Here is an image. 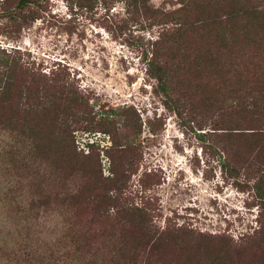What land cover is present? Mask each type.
Segmentation results:
<instances>
[{
	"label": "rangeland",
	"instance_id": "374dc122",
	"mask_svg": "<svg viewBox=\"0 0 264 264\" xmlns=\"http://www.w3.org/2000/svg\"><path fill=\"white\" fill-rule=\"evenodd\" d=\"M73 1L47 0L46 11L16 38L0 34V49L38 77L17 70L21 96L6 102L4 112L0 107L8 127L0 124V264L129 263L112 252L113 234L126 250L143 237L135 259L141 264H264V237L254 233L264 207L251 189L257 178L264 182V155L249 133L264 131L258 100L264 97V0L247 1L260 20L248 19L245 33L229 35L231 56L216 52L220 63H238V71L220 65L199 88L189 71L209 48L207 36L187 29L179 38L164 36L172 50L160 62L173 70L176 113L154 93L145 51L161 29L153 16L179 0H149V13L139 16L127 13L122 0H92L89 8ZM64 95L77 98L75 115L59 113L55 122L41 116L49 105L63 112ZM148 120L157 133H149ZM56 127L67 130L77 155L62 154L59 138L50 135ZM123 136L134 138L132 151L112 145ZM123 159L136 161L131 172L124 168V196L150 211L148 221L130 209L118 219L93 209L92 193L112 191L111 168L120 172ZM74 238L91 240L77 253Z\"/></svg>",
	"mask_w": 264,
	"mask_h": 264
},
{
	"label": "trees",
	"instance_id": "16d2710c",
	"mask_svg": "<svg viewBox=\"0 0 264 264\" xmlns=\"http://www.w3.org/2000/svg\"><path fill=\"white\" fill-rule=\"evenodd\" d=\"M64 1L68 2L71 0ZM91 1L92 0H74L73 3L79 8H89ZM148 1L149 0H122L123 8L126 12H133L135 13L134 15L138 16L149 13L150 8L147 5ZM247 1L248 0H179V6L177 8L161 13L160 16H157L158 18L153 16L152 20H155L154 24L161 25V29L157 38L151 43L150 50L145 51V56L149 54V57H146L147 72L155 80V86L153 89L154 93L161 98L163 105L170 111L176 113L177 109L175 104L178 98L173 97L172 89L170 88V82L173 78L170 72L173 70L166 69L160 62L161 58L166 56L168 51L170 52V50H172V47L164 43V36L175 33V35H178L177 37L179 38L185 29L193 31L194 33L203 32L207 36V44L209 45V48L207 46L203 48L202 55H198L195 59L196 63L194 69L189 71L190 74H193L192 78L198 82L195 87L199 88L200 86L206 85L213 80L212 78L215 76L214 74L217 72L220 65L223 66L225 64L234 68L233 70L238 71V63L229 61L220 63L219 55H223L224 57L231 56L232 47L229 35L231 36V34H234L237 29H240L243 33H245L248 19L254 21L260 20L259 11H256L254 6L249 7L247 5ZM46 3L47 0H0V20H2L0 21V34L9 39L16 38L21 30L31 25L33 21L39 18L41 14L46 11ZM194 11L197 13L193 15L192 18L189 19L185 16L187 13L193 14ZM213 41H218L219 44L217 45V43H214ZM211 42L213 43L210 46L209 43ZM16 50L17 49H13L14 52H17ZM218 50L220 51V54L216 56V52ZM175 51H178V49ZM17 70L20 71V76L27 75L32 81L38 80V77L32 74L31 69L21 65L18 57L14 58L12 55L10 58V51H5L4 48H1L0 107L2 112H4L3 107L6 102H9L10 104L12 99L21 96L22 91L19 89V83L13 76ZM262 78L264 80V76ZM24 96L27 101L28 97L26 95ZM76 99L77 98L70 95H64L62 97V102L64 103L65 108L63 112L58 111L57 108L59 105H55V107L52 105L50 107L49 105L46 108H43L44 110L42 109L40 111L42 113L41 116L47 115L50 121L55 122L59 113L62 115L63 113L75 115L74 113L78 112V100ZM258 100L261 104L264 103V97H259ZM45 109L47 110L45 111ZM262 109L264 110V107H262ZM31 112H35V114H37L35 109ZM257 114H261V112H258ZM20 117H22V114ZM105 118L108 120V114L105 115ZM22 119H24V117L21 118V123L25 121ZM16 120L17 119H14V121ZM154 121L155 120H148L146 124V127L151 134L157 133V123ZM6 122V119L0 118V124H2L5 128H8L4 125ZM11 123H13V121ZM7 126H9V124ZM38 129H41V127ZM249 133L251 137L255 139L253 142L256 148L261 151L260 154L264 155V131L252 130V132ZM50 135L51 139L53 137L59 138L61 152L65 157L69 158L70 154L73 156L77 155L73 140L71 136L67 135V130L64 127H56V129L50 130ZM133 139L134 138L130 139L127 136H123V140L121 142L117 141V139L111 140L112 145L119 149L117 150L118 152L126 153V151L133 150ZM120 160L119 162L122 166V170L120 172H116L113 167L111 168L112 177L110 180L114 183L112 191H95L92 193L93 195L90 200H94L93 203H95V206H93V209L98 207L102 208V213H104L106 217L112 219H118L122 211L130 209L131 211L134 210L139 213L141 212L142 219L146 218V221H148L151 216L150 211L146 212L143 210L144 207L135 206L133 205V202H127L123 193V189L126 187L124 168H127L126 172H131L134 168L132 165H135L136 161L135 159L134 161L133 159H123V161ZM221 166L224 168V165ZM145 184L149 183L145 181ZM263 184V178L259 177L253 181L251 185L253 195L260 208L264 207ZM97 189H99V187H97ZM143 202L145 204L148 203L147 200ZM85 210H88V208L86 207ZM142 228L144 231L143 236H145L148 232H146L147 227L144 223ZM254 233L258 236L261 235V238L262 236L264 237V220L263 225H259ZM90 240L91 239H88V243L86 244H80L79 240L74 238V240H72V243L75 245L73 249H75V252L77 253L82 252V248L84 246H89ZM140 240L138 243L136 242V245L132 246L131 249L126 250V247L123 245L122 237L120 235L116 236L113 234L110 239L112 252L118 255L119 258L128 260L129 263L127 264H141L135 260L136 257L143 252L141 250L142 244ZM75 252L72 251L71 254H69L70 252H67L66 254L67 256H75Z\"/></svg>",
	"mask_w": 264,
	"mask_h": 264
}]
</instances>
